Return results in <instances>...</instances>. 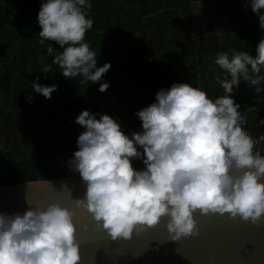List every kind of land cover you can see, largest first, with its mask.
<instances>
[{
    "label": "clouds",
    "instance_id": "clouds-1",
    "mask_svg": "<svg viewBox=\"0 0 264 264\" xmlns=\"http://www.w3.org/2000/svg\"><path fill=\"white\" fill-rule=\"evenodd\" d=\"M249 5L264 29V0H246ZM91 8L89 0H44L37 16L39 43L59 45L63 50L53 63L66 79L82 76L81 83L100 82L111 67H97L96 54L84 42L93 27L87 18ZM229 51L231 55L220 52L215 58L230 77L217 78L224 96L212 100L189 83H173L137 111L143 131L131 138L108 114L84 110L76 117L85 131L69 165L86 190L74 206L89 213L112 241L130 240L134 232L155 227L165 217L171 240L196 236L197 212L228 214L256 225L264 221V155L254 151L258 141L241 126L240 105L231 95L241 80L256 93L262 91L264 38L255 56ZM47 52L53 55L55 49L49 46ZM50 71L49 66L42 72ZM38 80L32 82L34 92L50 99L57 86ZM108 87L101 83L99 91ZM132 158L142 159L144 170L134 169ZM75 215L53 202L23 214L0 212V264H80Z\"/></svg>",
    "mask_w": 264,
    "mask_h": 264
},
{
    "label": "trees",
    "instance_id": "trees-1",
    "mask_svg": "<svg viewBox=\"0 0 264 264\" xmlns=\"http://www.w3.org/2000/svg\"><path fill=\"white\" fill-rule=\"evenodd\" d=\"M43 2L0 0V100L4 102L0 105V185L79 175L68 171L63 139L54 137L53 131L44 126L39 128L38 121L67 126L71 147L76 151L78 136L85 129L75 120L84 110L110 115L131 138L134 132L142 131L137 111L154 103L159 91L135 87L127 92L133 81L141 84L147 76L156 82L166 77L183 79L195 87L198 67L218 66L217 53L231 55L229 50H235L255 56L256 46L264 38V29L259 27L250 5L245 6L246 0H89L92 8L87 18L93 20V27L85 33L84 42L96 54L97 67L105 63L111 67L100 82L81 83L82 76L66 79L59 65L53 63L56 52L63 50L59 45L39 43L37 16ZM194 2L213 7L201 13L202 26L190 12V3ZM197 26L201 41L193 46L190 32ZM218 31L219 39H207L206 33ZM208 40L215 43L209 46ZM49 46L55 49L53 55L47 52ZM209 50L210 59L205 58ZM149 56L154 60L148 61ZM49 66L51 71L43 73ZM206 74L201 78L208 97L215 100L223 96L217 77ZM37 77L41 85L57 86L52 112L47 113L49 99L31 86ZM101 83L109 84L104 92L99 91ZM258 87L262 89L259 93L250 85L234 91L238 111L250 115L244 129L250 135L264 134V83ZM108 91L116 100L111 110L101 106ZM144 168L142 161L136 165V170Z\"/></svg>",
    "mask_w": 264,
    "mask_h": 264
},
{
    "label": "water",
    "instance_id": "water-1",
    "mask_svg": "<svg viewBox=\"0 0 264 264\" xmlns=\"http://www.w3.org/2000/svg\"><path fill=\"white\" fill-rule=\"evenodd\" d=\"M47 181L0 185V212L23 214L50 202L74 210L80 264H264V221L256 225L228 214L197 212L196 236L171 240L165 217L155 227L134 232L130 240L112 241L89 213L75 209L74 199L86 190L80 175Z\"/></svg>",
    "mask_w": 264,
    "mask_h": 264
},
{
    "label": "built area",
    "instance_id": "built-area-1",
    "mask_svg": "<svg viewBox=\"0 0 264 264\" xmlns=\"http://www.w3.org/2000/svg\"><path fill=\"white\" fill-rule=\"evenodd\" d=\"M200 26V25H199ZM197 26L195 30H192L190 32V37H191V44L193 46H199L200 44V35L198 34V31H200V27ZM202 28V27H201ZM148 61H153L154 58L152 56H149L146 58ZM197 82L195 83V86L200 88L201 90L205 91L207 93L206 90V84L205 81L201 78V75L206 74L207 73V67L205 65H201L200 67H198L197 69ZM261 75H264V71L261 72ZM220 78L221 79H225V78H229L228 73L223 72L222 74L220 73ZM163 81V80H160ZM261 83H264V81H262ZM245 85H249L246 81L241 80L239 87L234 89H240L241 87L245 86ZM225 95V92L223 93V96ZM232 97L235 100V93L233 92ZM55 94L52 93L51 94V98L48 101V109H47V113L52 112L54 110V102H55ZM241 117L243 118L241 121V126L243 127V129H246L249 125V120H250V115H248L247 113H240ZM42 126H44L45 128L52 130L53 131V136L56 138H60V136H64L63 141H64V145H63V156H64V160L65 163L67 165L68 171L71 174L76 173V171L71 170L70 165H69V161L73 158V154L76 150H74L71 147V142H70V134L68 133V128L67 126L64 125H55V122H45L42 123L40 121H38V127L41 128ZM41 130V129H39ZM72 132V131H71ZM251 137L258 141V143L255 145L254 151H259L261 153V155H264V134H260V135H251ZM138 147V151L143 152V149ZM142 161V159H138V158H132L131 162H132V166L134 169H136V165L138 164V162Z\"/></svg>",
    "mask_w": 264,
    "mask_h": 264
},
{
    "label": "crops",
    "instance_id": "crops-1",
    "mask_svg": "<svg viewBox=\"0 0 264 264\" xmlns=\"http://www.w3.org/2000/svg\"><path fill=\"white\" fill-rule=\"evenodd\" d=\"M210 8H211V6L208 3H200V2L190 3V9L192 10L190 12L192 13L193 20L195 22H197L198 25H201L203 23V20H201V13L204 12V11L209 12ZM208 9H209V11H207ZM185 10H188V9H185ZM220 36H221V33L219 31L218 32H213L212 34H210V32L206 33L207 39H210V37L211 38L217 37L216 38V40H217V39L220 38ZM210 42L211 43H215V42H213V40H208L207 44L209 46H210ZM210 56L211 55H210V50H209L208 53H206L205 58L207 57V58L210 59ZM195 59L197 61V57ZM206 67H207V74H206L207 77H209L211 75H214L215 77H217V78L219 77L220 78V73L222 74L223 72H225V71H221L219 66H216L215 64L214 65H210L209 64ZM160 80H163V81H160ZM160 80H157V82L153 81V79H150V78L148 80V76H147V77L143 78V83L140 84V83H136L135 81H133L132 84L129 85L125 90L127 92H131L135 87H140V88H148V87L152 88V87H154V88H156L158 90L169 89L173 83H189L191 85L190 82H188V81L186 82L183 79L172 80L170 78H166L165 77V78L160 79ZM0 101L3 102L2 100H0ZM115 104H116L115 98L112 96V94L109 91L106 92L105 97L103 98V100L101 102V106L106 108V109H108V110L109 109L111 110V109H113L115 107ZM131 105L134 106L135 104L132 102ZM142 131H143V129H142Z\"/></svg>",
    "mask_w": 264,
    "mask_h": 264
},
{
    "label": "rangeland",
    "instance_id": "rangeland-1",
    "mask_svg": "<svg viewBox=\"0 0 264 264\" xmlns=\"http://www.w3.org/2000/svg\"><path fill=\"white\" fill-rule=\"evenodd\" d=\"M210 6L212 7V5H210ZM212 8H213V7H212ZM212 8H210V10H211ZM207 11H209V9H208ZM2 104H3V102L0 101V105H2ZM2 107H4V106H2ZM63 137H64V136H62V135L60 136V138H63Z\"/></svg>",
    "mask_w": 264,
    "mask_h": 264
}]
</instances>
